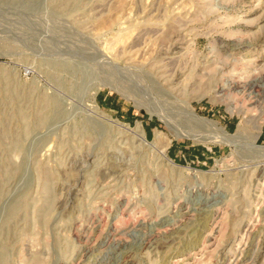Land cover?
<instances>
[{"label":"rangeland","instance_id":"rangeland-1","mask_svg":"<svg viewBox=\"0 0 264 264\" xmlns=\"http://www.w3.org/2000/svg\"><path fill=\"white\" fill-rule=\"evenodd\" d=\"M256 134L264 0H0V264H264Z\"/></svg>","mask_w":264,"mask_h":264},{"label":"bare ground","instance_id":"bare-ground-1","mask_svg":"<svg viewBox=\"0 0 264 264\" xmlns=\"http://www.w3.org/2000/svg\"><path fill=\"white\" fill-rule=\"evenodd\" d=\"M120 37V36H119ZM223 90V89H222ZM187 112V114L189 115V117H191L196 123H198L200 126L208 127L209 129H212L216 134V138L217 140H229L230 142L235 140L237 137L234 134H230L228 133L224 128L220 127V125H218V123L214 120H209L206 118H202L199 117L194 109L189 105L186 104L185 108H184ZM96 112V111H95ZM98 113V112H96ZM99 114V113H98ZM101 114V113H100ZM99 114V115H100ZM205 130H208L207 128ZM211 130V131H212ZM138 133V132H137ZM140 134V133H139ZM142 134V133H141ZM141 136V135H140ZM193 136V135H192ZM143 136H141L142 138ZM258 137L259 134H256L251 141V145L252 147H254V150L257 152V154H254L252 156V158L248 159L247 161H245L246 163H244L246 165V169L250 168V167H260V162H262L264 160V148H259L257 147V143H258ZM200 138V137H199ZM142 140V139H141ZM261 147V146H260ZM255 152V153H256ZM160 153L163 155V157H166V154L164 152V149L160 151ZM169 161H171L168 158Z\"/></svg>","mask_w":264,"mask_h":264}]
</instances>
